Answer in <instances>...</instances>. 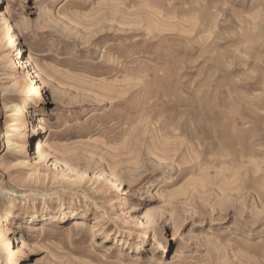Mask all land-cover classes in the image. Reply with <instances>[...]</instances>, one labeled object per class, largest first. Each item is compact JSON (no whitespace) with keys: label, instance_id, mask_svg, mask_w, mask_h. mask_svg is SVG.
Instances as JSON below:
<instances>
[{"label":"rangeland","instance_id":"rangeland-1","mask_svg":"<svg viewBox=\"0 0 264 264\" xmlns=\"http://www.w3.org/2000/svg\"><path fill=\"white\" fill-rule=\"evenodd\" d=\"M0 241L264 264V0H0Z\"/></svg>","mask_w":264,"mask_h":264},{"label":"bare ground","instance_id":"bare-ground-1","mask_svg":"<svg viewBox=\"0 0 264 264\" xmlns=\"http://www.w3.org/2000/svg\"><path fill=\"white\" fill-rule=\"evenodd\" d=\"M17 40H18V35H16L14 33L13 35L10 36L9 43L8 44L9 45H14L17 42ZM19 51H21V48H19ZM41 123H42V119H40L39 123H37V125H36V131H42L43 130V126L41 125ZM44 146H45L44 145V142L38 137L36 139V148H37V150H39L40 152H43ZM31 228L32 227H30V225H26V229L27 230H29ZM5 243H6V247H8L11 244V239L10 240H7Z\"/></svg>","mask_w":264,"mask_h":264}]
</instances>
